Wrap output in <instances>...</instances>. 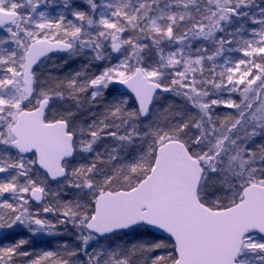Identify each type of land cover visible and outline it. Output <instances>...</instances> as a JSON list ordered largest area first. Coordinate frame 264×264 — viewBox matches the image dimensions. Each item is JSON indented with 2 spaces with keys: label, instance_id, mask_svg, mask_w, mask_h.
I'll use <instances>...</instances> for the list:
<instances>
[{
  "label": "snow or ice",
  "instance_id": "6c2138e0",
  "mask_svg": "<svg viewBox=\"0 0 264 264\" xmlns=\"http://www.w3.org/2000/svg\"><path fill=\"white\" fill-rule=\"evenodd\" d=\"M0 264H264V0H0Z\"/></svg>",
  "mask_w": 264,
  "mask_h": 264
}]
</instances>
